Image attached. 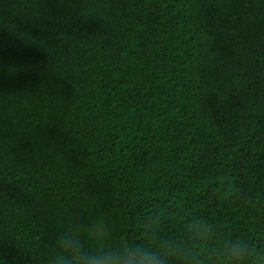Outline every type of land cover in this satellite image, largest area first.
Here are the masks:
<instances>
[{"label": "trees", "instance_id": "1", "mask_svg": "<svg viewBox=\"0 0 264 264\" xmlns=\"http://www.w3.org/2000/svg\"><path fill=\"white\" fill-rule=\"evenodd\" d=\"M182 211L264 250V0H0V264Z\"/></svg>", "mask_w": 264, "mask_h": 264}, {"label": "clouds", "instance_id": "2", "mask_svg": "<svg viewBox=\"0 0 264 264\" xmlns=\"http://www.w3.org/2000/svg\"><path fill=\"white\" fill-rule=\"evenodd\" d=\"M142 175L151 182V171ZM174 223L168 230L146 221L142 235L128 238L117 237L103 217L73 219L53 234L34 264H264V250L247 235L225 229L218 217L182 211Z\"/></svg>", "mask_w": 264, "mask_h": 264}]
</instances>
